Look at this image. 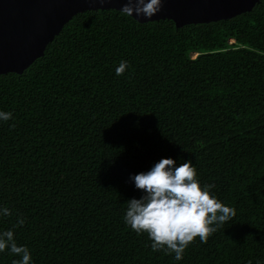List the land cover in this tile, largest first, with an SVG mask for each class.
I'll return each instance as SVG.
<instances>
[{
    "label": "trees",
    "instance_id": "trees-1",
    "mask_svg": "<svg viewBox=\"0 0 264 264\" xmlns=\"http://www.w3.org/2000/svg\"><path fill=\"white\" fill-rule=\"evenodd\" d=\"M0 111V233L30 264H264V0L180 26L79 12L26 71L0 74ZM162 158L191 159L236 212L181 260L124 220L144 194L130 177Z\"/></svg>",
    "mask_w": 264,
    "mask_h": 264
},
{
    "label": "clouds",
    "instance_id": "clouds-1",
    "mask_svg": "<svg viewBox=\"0 0 264 264\" xmlns=\"http://www.w3.org/2000/svg\"><path fill=\"white\" fill-rule=\"evenodd\" d=\"M163 2L125 0L120 13L127 17L135 14L151 18L162 10ZM127 67L128 62L122 60L115 69L116 75H122ZM11 116L10 112L0 111V120L7 121ZM196 177L191 159L177 164L172 158H162L149 171L130 177L144 194L139 199L126 201L124 220L137 234H148L153 251L175 253V259L181 260L185 249L196 237L201 243H206L211 234L235 217L234 208L211 194L210 189L215 185L202 187ZM2 211L5 216L11 215L7 208ZM24 222V219H19L17 223L22 225ZM6 248L10 254L21 257L14 264H30L29 249L17 245L12 230L0 233V252Z\"/></svg>",
    "mask_w": 264,
    "mask_h": 264
},
{
    "label": "water",
    "instance_id": "water-1",
    "mask_svg": "<svg viewBox=\"0 0 264 264\" xmlns=\"http://www.w3.org/2000/svg\"><path fill=\"white\" fill-rule=\"evenodd\" d=\"M260 0H164L162 10L141 22L173 19L177 25L210 22L253 9ZM125 0H0V74H22L74 15L85 10H120Z\"/></svg>",
    "mask_w": 264,
    "mask_h": 264
},
{
    "label": "bare ground",
    "instance_id": "bare-ground-1",
    "mask_svg": "<svg viewBox=\"0 0 264 264\" xmlns=\"http://www.w3.org/2000/svg\"><path fill=\"white\" fill-rule=\"evenodd\" d=\"M232 41H235L234 39H232Z\"/></svg>",
    "mask_w": 264,
    "mask_h": 264
},
{
    "label": "rangeland",
    "instance_id": "rangeland-1",
    "mask_svg": "<svg viewBox=\"0 0 264 264\" xmlns=\"http://www.w3.org/2000/svg\"><path fill=\"white\" fill-rule=\"evenodd\" d=\"M231 41H232V39H231ZM196 56H197V54H196Z\"/></svg>",
    "mask_w": 264,
    "mask_h": 264
}]
</instances>
